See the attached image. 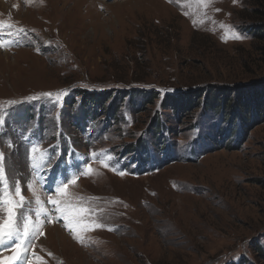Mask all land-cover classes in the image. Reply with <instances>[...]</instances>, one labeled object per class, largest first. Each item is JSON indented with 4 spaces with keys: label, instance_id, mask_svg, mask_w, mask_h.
Here are the masks:
<instances>
[{
    "label": "rangeland",
    "instance_id": "rangeland-1",
    "mask_svg": "<svg viewBox=\"0 0 264 264\" xmlns=\"http://www.w3.org/2000/svg\"><path fill=\"white\" fill-rule=\"evenodd\" d=\"M261 1L0 0V226L12 209L36 232L16 264H264ZM116 83L158 94L146 105L86 96ZM238 91L257 100L228 137ZM166 95L186 105L163 106ZM77 157L52 171L77 206L65 219L56 189L33 180Z\"/></svg>",
    "mask_w": 264,
    "mask_h": 264
},
{
    "label": "trees",
    "instance_id": "trees-1",
    "mask_svg": "<svg viewBox=\"0 0 264 264\" xmlns=\"http://www.w3.org/2000/svg\"><path fill=\"white\" fill-rule=\"evenodd\" d=\"M260 4L262 6H264V0L261 1ZM254 15L255 16L259 15L260 18H262L263 13L262 12H257V13L255 12ZM116 80H117L116 81L117 83H118V81H122V80H119V79H116ZM117 83L115 84V87L110 88V89L102 92L101 94L91 93L93 95L87 94L86 96L91 97V98H89V100H94L95 103H96V105L99 104V98L102 100L103 103H105L109 99H111L110 105L111 104L112 105H115L118 101L123 100L125 97H128V99L131 101L137 95H140V96L143 97V99H142V105H146V104H149L150 102H152L157 97V94H158V93H154L153 91H147V92L144 91L145 89H143L142 86H144L145 84H142V83H134V84H131V85H128V86L127 85H122V84H117ZM119 85L121 86L120 88H123V86H126V87L123 90L117 89L116 87L119 86ZM137 87H140L141 89H138ZM262 88H264V87L262 86ZM204 92H205L204 97H206L208 99L207 91L206 90L203 91V92L200 91L196 96L195 95L194 96L195 97H200V95L202 93H204ZM182 94L183 93H181V95H178V96H182ZM236 94L239 95V96L241 95L242 98L239 97L240 98L239 99L236 96V98H237V104L236 103L234 104L235 105L234 107H236V110H234V112H233V108H232V113L229 114L230 118L233 119L232 120L233 123H232L231 126L228 125L227 128H226V130H227L226 132L229 134L228 137L231 135L232 130H235V131L237 130V127H235V123L236 122H240V125L238 126L240 130L242 128L241 126H244L245 127V123L243 122V118H242V116H243L242 114L244 113V111H242V109L240 108L241 105L243 106L244 100L247 99L248 101L252 102V104H253L254 101L257 100V98L253 95L254 94L253 91H251V93L248 96H246V97H244V94H241V92H239V93L236 92L235 95ZM174 97L175 96H172V95H169V96L166 95L164 97V99H163L162 105L163 106L171 105L172 108H174V109H176V111H178L180 108H182L181 107L182 105H186L185 101L187 99L185 100V98H184L185 95H184L183 98H179V99H177L178 97L177 98L176 97L174 98ZM206 98H205V100L203 102L204 103V107L206 105V102H205L206 101ZM241 99H243V102H241ZM177 100H180V101H178V103H176ZM84 101H85V99H84ZM252 108H253V105H252ZM107 111L109 113V112H111V109L107 108ZM261 115H264V112H261ZM251 120L252 121L254 120V116H252ZM240 133H241V131H240Z\"/></svg>",
    "mask_w": 264,
    "mask_h": 264
},
{
    "label": "snow or ice",
    "instance_id": "snow-or-ice-1",
    "mask_svg": "<svg viewBox=\"0 0 264 264\" xmlns=\"http://www.w3.org/2000/svg\"><path fill=\"white\" fill-rule=\"evenodd\" d=\"M205 7L207 6L206 4L204 5ZM226 27V26H224ZM18 31H23V29H19ZM233 38H237L239 39L240 37L235 36ZM2 46V45H0ZM45 96L51 97L52 94L51 93H45L43 94ZM38 97H33V99H36ZM38 151V146H34L32 149L33 152V159L35 160V153ZM97 153H92V161L97 160L98 158ZM0 159H2V154H0ZM108 159H111V157H108ZM87 163V162H86ZM100 163L104 166V167H110V165H108L107 163H105V161L103 159L100 160ZM35 166V164L33 165ZM115 170V169H113ZM92 172V169L89 165V167L87 168V171L84 174H90ZM3 173V168L0 167V175H2ZM120 175H124L123 172L118 173ZM76 178L77 177H73L72 180L70 181V183L75 184L76 182ZM68 187L67 183H62L60 186L57 187L56 189V193L58 195H60L62 197V199L57 200V199H51L49 200L50 203H52L53 205H56V211L58 212H62L64 214V218L68 219L69 216H72L73 219L75 218V208L77 206H73L70 202V200L68 199L69 197V193L66 191ZM15 195L20 197V201L19 202H14V207L15 206H20L22 205V202L24 200V197L22 195V190L21 188L17 185L15 188ZM37 204H41L39 198L37 197ZM9 211V222L3 226H0V245H4L6 240H11L13 238V236H17L19 241H25L27 240V238L29 237V235H35L36 232L33 229V225L30 222V218L26 217L24 224H23V229L20 230L19 228H17L15 226V224L12 222V217L14 215L13 210L12 209H8ZM42 211V209H41ZM80 211H85V209H80ZM40 215V212H37V216ZM72 223V220L69 221V225ZM98 227H102V225H97ZM111 230V229H109ZM83 242V241H81ZM17 247H19V243H17ZM37 259H40L39 257H37Z\"/></svg>",
    "mask_w": 264,
    "mask_h": 264
},
{
    "label": "bare ground",
    "instance_id": "bare-ground-1",
    "mask_svg": "<svg viewBox=\"0 0 264 264\" xmlns=\"http://www.w3.org/2000/svg\"><path fill=\"white\" fill-rule=\"evenodd\" d=\"M1 4H3V3H1ZM0 52H1V51H0ZM1 53H3V55H8L10 52L7 51V50H5V51H3V52H1Z\"/></svg>",
    "mask_w": 264,
    "mask_h": 264
},
{
    "label": "water",
    "instance_id": "water-1",
    "mask_svg": "<svg viewBox=\"0 0 264 264\" xmlns=\"http://www.w3.org/2000/svg\"><path fill=\"white\" fill-rule=\"evenodd\" d=\"M16 257H17V253L15 252V253L12 255V259H11V260H14Z\"/></svg>",
    "mask_w": 264,
    "mask_h": 264
}]
</instances>
